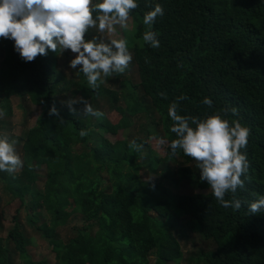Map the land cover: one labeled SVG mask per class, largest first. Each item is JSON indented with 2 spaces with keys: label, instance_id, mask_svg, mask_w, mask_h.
<instances>
[{
  "label": "trees",
  "instance_id": "obj_1",
  "mask_svg": "<svg viewBox=\"0 0 264 264\" xmlns=\"http://www.w3.org/2000/svg\"><path fill=\"white\" fill-rule=\"evenodd\" d=\"M138 2L140 8L132 14L138 45L131 54L138 76L135 87L142 95L125 99V112L129 117L143 112L141 100L148 98L160 118V136L171 139L167 108L180 95L189 97L180 103V114L203 117L220 108L235 107L238 116L229 114V118L238 119L251 133L249 178L245 189L236 195L246 202L264 196V0H149L163 5L165 12L153 26L160 40L158 49L142 39L148 30L142 16L149 9L145 0ZM0 53V109L10 116L13 98H28L41 108L37 125L22 136L23 170L15 177L0 172V181L3 191L26 211L29 226L47 240L54 264H150L152 255L154 264H179L182 254L171 221L182 215L200 238L216 245L199 253L194 264H264V211L252 216L246 203L238 212L225 209L211 191L173 195L167 206L154 204L155 188L139 185V153L130 151L127 142L111 144L100 133L128 127L124 110L117 124L104 115L95 118L90 127L58 104L62 88L69 85L70 93L76 95L79 85L67 84L55 69L57 54L49 52L34 63H24L13 51L12 42L5 40H0ZM180 62L182 67H178ZM82 84L87 96H106L112 108L118 106L117 91L102 86L93 91L84 75ZM160 92H165L167 99H161ZM205 97L212 98V109L201 103ZM53 104L63 120L48 115ZM81 129L89 135L81 138ZM90 141L88 150L74 152L75 146H88ZM170 158L185 164L177 170L181 179H193L187 166L194 163L191 159L182 154ZM42 166L46 178L38 188ZM103 171L107 190L102 185ZM75 212L87 225L62 241L57 230ZM28 244L15 224L6 237L0 236V264H14L15 256L24 264H49L32 261Z\"/></svg>",
  "mask_w": 264,
  "mask_h": 264
},
{
  "label": "clouds",
  "instance_id": "obj_2",
  "mask_svg": "<svg viewBox=\"0 0 264 264\" xmlns=\"http://www.w3.org/2000/svg\"><path fill=\"white\" fill-rule=\"evenodd\" d=\"M138 8V0H0V40L12 42L13 51L24 63H34L49 52L60 56L69 52L72 58L68 68L82 73L89 87L96 91L108 78L123 75L132 63L128 40L121 33L128 30L132 14ZM145 8L149 10L143 13L142 21L148 30L142 39L151 48L158 49L160 40L153 26L158 17L164 16V7L145 0ZM91 30L97 35L89 39ZM182 66V62L178 63V67ZM159 95L167 99L165 92ZM187 99L182 94L168 105L169 132L174 138L152 136L149 139L171 157L182 154L191 159L198 169L200 182L208 185L221 207L238 212L246 203L252 216L264 211V196L246 202L236 195L238 190L245 189L251 167L247 157L250 129L238 119L229 118V114L238 116V110L224 107L203 117L180 114V103ZM201 103L209 109L214 107L210 97ZM62 104L73 114L77 113L73 105L82 104L80 112L84 116L105 115L84 97ZM48 115L63 120L55 104ZM5 116L6 112L0 109V119ZM88 135L86 130L79 132L81 138ZM18 143L17 139L0 133V172L13 177L25 166L17 151ZM144 147L145 143L129 141L130 151L141 152ZM229 195L231 198L226 199Z\"/></svg>",
  "mask_w": 264,
  "mask_h": 264
},
{
  "label": "rangeland",
  "instance_id": "obj_3",
  "mask_svg": "<svg viewBox=\"0 0 264 264\" xmlns=\"http://www.w3.org/2000/svg\"><path fill=\"white\" fill-rule=\"evenodd\" d=\"M94 35H97L95 30H91L88 34V38L91 39ZM123 38L128 40V47L130 52L137 47L138 41L134 38V24L132 20L129 22V28L127 31L121 33ZM117 38H120L118 35ZM72 55L69 52H65L62 56L59 53L56 55L55 69L64 77L67 84L79 85V92L76 95H72L70 86L66 85L62 88V92L57 96L58 104L69 109L63 105V101L74 100L78 97H84L88 99L93 107L99 111L104 112L105 117L112 123L117 124L122 118L123 110L125 112V99H132L136 96L142 95L138 87H135L138 83V76L136 72V66L132 63L123 75H115L108 78V82L101 86L106 89H111L120 93L118 106L112 108L109 97H89L85 94V86L82 84L83 75L77 71L68 68V63ZM2 61V53H0V62ZM1 68V63H0ZM144 111L138 113L134 117H129L125 112L124 116L128 117L129 125L125 129L116 132H100L103 137L111 144H124L129 143L131 139H135L138 143H145V147L141 152H138L137 164H139V171L137 178L139 185L142 189L149 188L152 183L155 185V203H160L162 206H167L171 203V197L180 194H192V193H208V187L203 186L206 183H202L199 180V172L194 163H190L189 166L193 179L184 180L180 178L177 170L185 165L181 159L170 158L168 160V153L164 150L158 149L154 140L149 138L152 136L160 137L162 135V126L160 124V118L158 113L152 108L150 100L148 98L141 100ZM11 115L5 116L0 119V133L6 134L9 137L15 138L19 141L17 144V151L22 158V136L23 134L37 125V118L41 112V108L32 105L28 98L24 101L18 98H13L10 103ZM77 109L76 116L82 118L85 122L90 123V127L95 125V118L91 116H84L80 110L83 108L82 104L73 105ZM92 146L90 141L88 146L77 145L74 147L75 153H82L88 150ZM166 147V146H165ZM160 163V164H157ZM153 163L155 164L154 166ZM155 167L153 171L151 169ZM103 179V188L108 189V182L106 173H101ZM46 178L45 167H40L38 170V188H42ZM154 179L152 182H148L150 179ZM2 183L0 181V215H1V228L0 236L6 237L8 230L15 224L20 226L25 237L29 241V253L32 261H47L49 264H54L55 259L51 252V248L40 232L34 230L29 226L26 220V211L20 208V204L17 200L10 198L3 191ZM153 216H157L154 210L151 211ZM16 216V217H15ZM15 217V219H14ZM17 219V220H16ZM175 221H171L173 226V236L177 241L182 258L179 264H194L192 262L194 258L201 252H208L215 248L213 241H205L200 238L196 232L190 229L186 225L185 218L176 217ZM87 225L84 217L80 213L75 212L67 221V224L58 228L57 233L59 239L62 241L67 240L75 234L76 229L84 228ZM150 264L155 263V256L149 257ZM14 264H24L17 256L14 257ZM173 264V263H170Z\"/></svg>",
  "mask_w": 264,
  "mask_h": 264
}]
</instances>
